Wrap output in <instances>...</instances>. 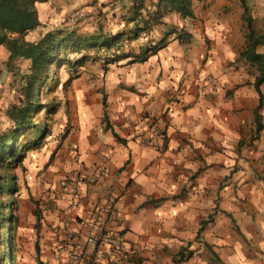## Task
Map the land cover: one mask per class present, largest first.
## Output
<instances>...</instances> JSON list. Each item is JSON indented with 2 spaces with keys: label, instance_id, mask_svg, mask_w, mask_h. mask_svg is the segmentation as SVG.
I'll use <instances>...</instances> for the list:
<instances>
[{
  "label": "crops",
  "instance_id": "obj_1",
  "mask_svg": "<svg viewBox=\"0 0 264 264\" xmlns=\"http://www.w3.org/2000/svg\"><path fill=\"white\" fill-rule=\"evenodd\" d=\"M251 1L264 54V0ZM193 8L194 17L158 26L156 51L141 44L102 69L97 86L69 90L57 156L87 179L76 207L70 189L37 194L22 218L21 264H69L73 231L114 200L109 224L128 250L102 264H264L260 65L242 55L240 0H193ZM159 123L165 138L145 140Z\"/></svg>",
  "mask_w": 264,
  "mask_h": 264
},
{
  "label": "rangeland",
  "instance_id": "obj_2",
  "mask_svg": "<svg viewBox=\"0 0 264 264\" xmlns=\"http://www.w3.org/2000/svg\"><path fill=\"white\" fill-rule=\"evenodd\" d=\"M147 2L151 5L150 0ZM254 2L249 0V3ZM131 6V0H53L52 3L40 4L38 12L41 24L22 36L23 41L32 42L49 30L69 28L76 31V37L104 35L113 38L115 36L119 48L116 45L110 49L106 46L66 45L59 61L53 65V76L39 85L37 101L42 102V105L37 109L35 119L37 122L46 121L48 132L43 134L40 140L34 141L37 134L27 127L25 132L18 134L20 140L17 142V147L21 152H25L23 160L19 163L13 162L10 166L9 161L12 159L7 157L3 167L0 168V174L15 177L17 180L16 189L0 195V200L3 201L0 206L3 215H7V206H10L14 216L13 222H10L8 217L0 222V225L3 224L2 230L12 234L11 238L0 236V264H9V258L14 260L15 264H21L18 247L22 239V218L27 216L26 210L32 202H35L39 192L43 190L68 193V189L71 192L72 177L76 176L81 179L82 191V185L87 179L83 172L77 170V174H71L62 163L66 159L64 154L57 156V145L63 144L66 138V135L60 131L63 107L66 105L63 101L69 90L73 89L75 82L80 81L81 84L88 85L91 82L95 87L99 84L102 69L107 72L108 69L118 65L125 54H130L141 44L147 48L153 46L152 42L156 39L158 26L150 32H141L137 38L130 35L134 34V31H131L133 22L129 19ZM249 6L248 16L252 17L256 27L259 5L254 3ZM245 26H247L246 20ZM1 48L0 131H3L14 127L7 110L23 96L24 86L30 74L31 59L25 57L13 59L6 45ZM61 135L62 139H60ZM30 141L34 142L30 143ZM74 159L78 160L75 157ZM14 255L16 257H13Z\"/></svg>",
  "mask_w": 264,
  "mask_h": 264
},
{
  "label": "trees",
  "instance_id": "obj_3",
  "mask_svg": "<svg viewBox=\"0 0 264 264\" xmlns=\"http://www.w3.org/2000/svg\"><path fill=\"white\" fill-rule=\"evenodd\" d=\"M49 0H0V45H6L10 50V57H25L31 59L30 74L24 86L23 96L18 102L13 103L7 110L9 117L14 122V127L0 131V168L3 167L6 158H11L9 165L14 162H21L24 157V151L17 147L20 140L19 133L25 132L31 128L33 133L37 134L35 140H40L41 136L48 132L46 121L37 122L35 114L37 109L42 105L38 102L39 85L49 80L53 76L52 69L54 64L59 61L60 55L66 45H83V46H106L110 49L116 45L117 38L115 36L93 35L91 37L77 36L76 31L69 28H58L57 30H49L36 41L26 42L22 40V36L30 29L41 24L37 2H45ZM152 6L147 0H131L130 22L133 26L130 34L137 38L141 32H150L155 26L164 23H171L176 14L182 17H194L193 0H150ZM244 8V16L247 21V39L248 44L242 51V55L249 60L260 65L261 72L257 76L256 85L260 92V84L264 81V54L256 51L258 43L263 37L254 27L253 19L248 16L249 0H240ZM79 37V38H78ZM164 43L162 39L160 43L153 44L148 47L147 51L154 52L160 45ZM148 53L143 54L140 59L144 60ZM47 108V106H45ZM44 126L43 128H41ZM259 128L261 125H258ZM28 127V128H27ZM40 131V133H39ZM115 136L120 139L119 135ZM30 141V143L34 142ZM17 187L15 177H7L0 174V195L14 190ZM3 201L0 200V206ZM7 215L4 216L0 208V222L3 218H10L14 221L13 210L7 206ZM3 224L0 225V236L5 238L12 237L8 231L2 230ZM1 240V239H0ZM13 257H16L15 255ZM9 264H15L14 260L9 258Z\"/></svg>",
  "mask_w": 264,
  "mask_h": 264
},
{
  "label": "built area",
  "instance_id": "obj_4",
  "mask_svg": "<svg viewBox=\"0 0 264 264\" xmlns=\"http://www.w3.org/2000/svg\"><path fill=\"white\" fill-rule=\"evenodd\" d=\"M209 80L213 81V77L209 76ZM153 132L150 136H146L145 140L152 141L153 138H165V126L152 125ZM139 129H141L139 127ZM145 133V129H142ZM81 179L76 176L71 181V205L78 206L81 199ZM118 208L115 200L105 208L92 210L86 220L85 230L73 231L72 239L76 241L72 244L69 264L80 262L82 264H102L103 261L118 262L124 256L127 244L124 238L118 234L109 224L114 217Z\"/></svg>",
  "mask_w": 264,
  "mask_h": 264
}]
</instances>
